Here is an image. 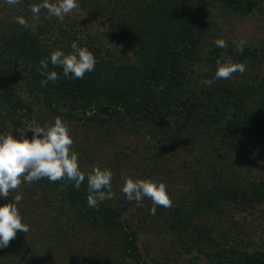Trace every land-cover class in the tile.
I'll use <instances>...</instances> for the list:
<instances>
[{"label":"trees","instance_id":"16d2710c","mask_svg":"<svg viewBox=\"0 0 264 264\" xmlns=\"http://www.w3.org/2000/svg\"><path fill=\"white\" fill-rule=\"evenodd\" d=\"M2 2L0 132L62 119L86 178L79 190L66 178H43L0 198L11 203L21 194L17 207L30 226L0 249V264H182L186 255L190 264H264V223L255 222L264 212V176L253 173L264 167V43L242 53L236 42L214 44L223 39L219 19H245L264 0H78V14L62 21L43 8L33 18L31 6L43 0H22L13 13H2ZM73 41L94 54L95 70L68 79L56 67L60 79L42 86L40 62L71 51ZM218 59L246 71L207 84ZM119 132L149 149V171L137 167L133 179L163 181L155 162H180L183 186L168 190L171 207L153 215L148 198L137 207L116 174L114 198L88 207L87 173ZM128 158L121 151L116 162ZM149 232L169 238L156 247L143 238Z\"/></svg>","mask_w":264,"mask_h":264},{"label":"clouds","instance_id":"9594fccd","mask_svg":"<svg viewBox=\"0 0 264 264\" xmlns=\"http://www.w3.org/2000/svg\"><path fill=\"white\" fill-rule=\"evenodd\" d=\"M8 5H18L22 0H5ZM78 7V0H43L40 4H33L30 8L33 18L38 19L41 9H46L50 17L63 20ZM16 22L24 28L36 31V27L24 17H16ZM219 48H226L227 42L220 38L214 41ZM244 42L236 45L237 51H244ZM118 50V49H117ZM121 54V53H120ZM49 62L53 70L49 69ZM96 57L86 47L73 41L71 51L65 53L57 49L40 62V73L45 77L41 81L46 86L50 81L56 83L60 74L56 67L62 69V74L68 79H82L85 73L95 70ZM217 68L213 80L205 83L212 84L214 80H227L234 73L243 74L246 65L231 60H217ZM18 135L11 132H0V198H7L10 191L17 190L22 183L31 184L43 178L50 182L67 179L74 182L75 189L79 190L85 181L86 175L79 167L78 154L72 150L74 141L70 135L68 125L60 118L47 127L35 125L34 122L16 130ZM31 132V138L27 133ZM89 208L98 210L99 203L106 199H113L112 173L109 169L94 167L87 173ZM121 191L128 201H135L137 207H142L145 198L151 200L153 207L151 214L155 215L156 207L169 208L172 199L167 186L152 179H133L126 177ZM21 194H16L11 203H0V249L6 248L18 231L28 233L30 226L22 222L17 205L22 200Z\"/></svg>","mask_w":264,"mask_h":264},{"label":"rangeland","instance_id":"374dc122","mask_svg":"<svg viewBox=\"0 0 264 264\" xmlns=\"http://www.w3.org/2000/svg\"><path fill=\"white\" fill-rule=\"evenodd\" d=\"M18 5H8L4 0V2H2V8H4V11L2 13H4L5 11L7 13H13V10ZM78 7L74 9L69 15L73 16L75 14H78ZM79 14L81 15V13ZM83 15L89 18L93 23L97 24V20L95 19L94 15L82 12V16ZM219 23L222 28V37L225 41H232L236 43L242 41L244 42L245 46L264 43V5L262 10L256 11L245 19L233 18L225 21L223 19H219ZM148 150L149 149L146 147L145 142L142 138L133 135H126L125 133H120L117 134L116 137H114L113 141L110 144H107L106 149L103 152V159H99V161L97 160L96 162H94V164H97L101 168H108L112 174L118 175V177L122 180H125L126 177L133 178L135 169L137 167H141L143 168V170L145 169L144 171H149L147 168V163L150 161L148 160ZM121 151L126 152L129 158L117 163L116 155ZM169 154H171L170 151ZM175 160L176 159L172 157L169 159V163L162 161L160 163L159 160H157V163L155 162V164H158L156 173H158L159 177L163 180L160 182H163L167 186L168 190H172L174 192L176 188H178L179 186H183L180 183L181 181L178 180V176H180L181 174V168L179 165L180 162ZM105 162H110V165L113 168L111 169L109 167H106L104 164ZM253 173L255 177L264 176V167H257L253 171ZM157 181H159L158 178ZM260 209H264V207H261ZM255 222L257 223V225L259 223H264V212L262 210H259L255 213ZM167 235L168 234L166 233L157 235V233L149 232L147 234H143V238L145 241L148 240V242H151L152 244H155L156 247H159L163 242H165L166 238H169V236ZM151 237L152 241L150 240ZM189 257V255L182 256L180 258L182 264H190L188 260ZM205 262L206 261L199 259L195 262H192L191 264H206Z\"/></svg>","mask_w":264,"mask_h":264}]
</instances>
